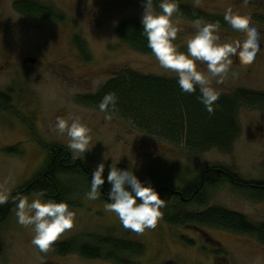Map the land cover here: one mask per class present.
<instances>
[{
    "label": "rangeland",
    "instance_id": "rangeland-1",
    "mask_svg": "<svg viewBox=\"0 0 264 264\" xmlns=\"http://www.w3.org/2000/svg\"><path fill=\"white\" fill-rule=\"evenodd\" d=\"M21 0H0V92H13L16 119L0 112V194L7 204L43 168L47 150L41 146L68 148L69 138L55 131L57 117L79 116L92 129V150L74 154L94 171L105 163V181L109 166L133 170L142 181L154 158L169 160L179 167L175 187L193 181L206 167H224L237 171L245 180H264V111L241 107L238 113L240 136L228 153L213 148L191 153L184 144H176L141 132L131 121L118 118L96 107L81 104L80 99L98 93L103 85L125 70L145 76L174 79L177 74L162 68L153 54H142L122 42L117 27L128 19L141 21V0H32L64 16V21L46 20L16 9ZM193 8L224 18L229 9L251 18L261 34V51L250 65L232 58L228 75L219 78L207 71L203 62L198 70L205 74L220 96L237 90L264 93V0H186ZM181 30L174 41L178 51L187 53V41L195 34L193 22L173 16ZM220 43L240 40L231 27L219 28ZM79 37L86 44L90 60H85L74 43ZM30 58L36 64H26ZM110 116V118H108ZM21 117V118H19ZM30 123V125H28ZM31 129V130H30ZM30 130V131H29ZM18 148L20 155L9 153ZM70 150V149H69ZM105 157V160H104ZM71 188V210L76 212L72 229L63 233L47 251L32 244L31 227L18 223L16 206L4 223L0 236L3 253L0 264H119L110 260H86L79 255L59 256L53 247L72 238L90 243L87 236L114 237L140 243L142 257L124 255L121 264H264V245L256 238L220 229L193 226H168L164 211L177 207L169 198L161 209L155 229L138 234L126 229L118 215L108 210L100 197L88 198L91 185L81 179H63ZM25 195L24 192H20ZM39 194V193H38ZM28 196L29 199L37 195ZM206 208L222 207L264 223V198L255 200L248 193L229 185L211 188ZM139 202V201H138ZM205 207L187 206L190 212ZM193 242L192 244L185 242Z\"/></svg>",
    "mask_w": 264,
    "mask_h": 264
},
{
    "label": "trees",
    "instance_id": "trees-1",
    "mask_svg": "<svg viewBox=\"0 0 264 264\" xmlns=\"http://www.w3.org/2000/svg\"><path fill=\"white\" fill-rule=\"evenodd\" d=\"M143 1V0H141ZM160 0H153L157 12ZM179 17L194 22L199 19L205 23H219L220 28H229V24L222 17H214L197 10L186 3V0H176ZM16 9L27 15H34L46 20L64 21V16L51 8L41 6L32 0H21L16 3ZM141 21L128 19L117 27V34L123 43L134 50L145 54H153L148 47V41L143 34ZM74 43L85 60H90L86 44L79 37ZM35 59V58H34ZM178 78H160L145 76L133 70H125L101 87L98 93L80 99L81 104L96 107L105 95L115 93L119 98L116 109L107 113L118 118L131 121L141 132L156 136L176 144H184L191 153H203L217 148L223 152H230L240 136L238 111L241 107H249L264 111V93L249 90H237L219 97L212 108V116H206V108L201 100V93L197 88L195 93L183 92ZM13 92H0V112L17 118L13 111ZM21 118V117H19ZM30 125V123H28ZM31 130V129H30ZM29 130V131H30ZM50 153L49 159L43 168L18 192L11 200L0 207V232L4 223L10 218L18 200L14 197L21 195L31 196L40 192L45 193V199L67 203L72 195L71 188L63 179H81L91 185L92 173L83 162L74 156L73 152L58 146H41ZM9 153L20 155L18 148H8ZM179 167L175 163L154 158L146 171L148 181L159 193L160 197H168L176 202L177 207L164 211L163 220L168 226H193L220 229L236 234L251 236L264 245V223H255L246 216L222 207L206 208L209 203L208 191L218 186L229 185L233 189L248 193L255 200L264 198V180H245L237 171L224 167H206L193 181L183 183L182 187H175L179 181ZM106 192V181L102 186ZM196 205L205 207L202 212H190L187 206ZM90 243L80 238H72L63 243L54 245L53 251L59 256L79 255L86 260H110L120 263V257L131 255L142 257L145 247L129 240H120L114 237L87 236ZM185 240L186 238L183 237ZM189 244L191 241H186ZM3 253V243L0 236V257ZM166 264H176L167 262Z\"/></svg>",
    "mask_w": 264,
    "mask_h": 264
},
{
    "label": "clouds",
    "instance_id": "clouds-1",
    "mask_svg": "<svg viewBox=\"0 0 264 264\" xmlns=\"http://www.w3.org/2000/svg\"><path fill=\"white\" fill-rule=\"evenodd\" d=\"M142 6V34L147 38L148 47L162 68L177 74V83L183 92L192 94L199 88L206 108L205 114L210 119L219 95L208 77L198 70V62H203L207 71L219 78L228 75L233 57H238L241 65L252 64L262 50L258 27L252 24L250 17L233 13L229 9L225 12L224 19L234 33L243 36V40L220 43L219 23H205L197 19L193 22L195 34L187 41V53H183L174 44L181 30L173 20L174 14L179 10L176 0H160L159 12L154 8L153 0H143ZM118 100L115 93L105 95L99 104V110L114 111ZM55 131L59 135H67V146L74 154L92 150V129L79 116L57 117ZM117 165L112 163L109 166L106 178L111 185L107 193L108 210L115 212L122 225L135 233L143 234L145 229H155L162 217L161 209L165 207V200L150 181L142 182L133 170H122ZM104 173L105 163L102 162L92 173L91 188L87 194L90 200H96L103 194ZM44 197L45 193L40 192L31 200L23 194L13 198L14 201L18 200V223L32 228V244L41 251H47L76 222V212L71 210L69 204ZM5 202L6 196L0 194V204Z\"/></svg>",
    "mask_w": 264,
    "mask_h": 264
},
{
    "label": "flooded vegetation",
    "instance_id": "flooded-vegetation-1",
    "mask_svg": "<svg viewBox=\"0 0 264 264\" xmlns=\"http://www.w3.org/2000/svg\"><path fill=\"white\" fill-rule=\"evenodd\" d=\"M15 119H16V118H15ZM57 148H58V151L55 150V149H52V150H50V152L53 153V154H55L56 152H57L58 154L62 153V151H61V149H60L61 147H57ZM71 152H72V151H71ZM74 156H75V155H74ZM49 157H50V153H49L48 150H47V160L49 159ZM75 157H76V156H75ZM76 158H78V157H76ZM47 160H46V161H47ZM102 188H103V187H102ZM103 190H104L105 194H101V195H100V198L103 199L104 201L108 202V201H107V193H108V192H106L104 188H103ZM71 196H73V195H71ZM71 196L68 198L69 201H67V204H71V201H70Z\"/></svg>",
    "mask_w": 264,
    "mask_h": 264
},
{
    "label": "water",
    "instance_id": "water-1",
    "mask_svg": "<svg viewBox=\"0 0 264 264\" xmlns=\"http://www.w3.org/2000/svg\"><path fill=\"white\" fill-rule=\"evenodd\" d=\"M25 63H26V64H36V63H37V60L34 59V58H30V59H27V60L25 61ZM102 193L105 194L103 188H102Z\"/></svg>",
    "mask_w": 264,
    "mask_h": 264
}]
</instances>
